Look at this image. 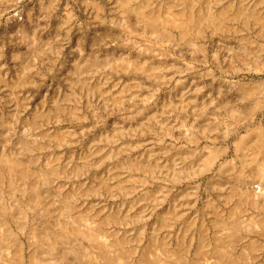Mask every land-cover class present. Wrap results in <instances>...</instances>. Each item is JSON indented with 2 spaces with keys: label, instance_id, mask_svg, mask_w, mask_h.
<instances>
[{
  "label": "rangeland",
  "instance_id": "obj_1",
  "mask_svg": "<svg viewBox=\"0 0 264 264\" xmlns=\"http://www.w3.org/2000/svg\"><path fill=\"white\" fill-rule=\"evenodd\" d=\"M262 169L264 0H0V264H264Z\"/></svg>",
  "mask_w": 264,
  "mask_h": 264
},
{
  "label": "bare ground",
  "instance_id": "obj_2",
  "mask_svg": "<svg viewBox=\"0 0 264 264\" xmlns=\"http://www.w3.org/2000/svg\"><path fill=\"white\" fill-rule=\"evenodd\" d=\"M260 167V166H259ZM262 176H264V169H262V172H261Z\"/></svg>",
  "mask_w": 264,
  "mask_h": 264
}]
</instances>
